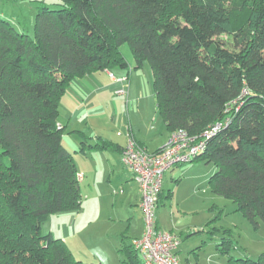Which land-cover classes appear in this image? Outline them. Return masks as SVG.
Returning a JSON list of instances; mask_svg holds the SVG:
<instances>
[{
  "label": "trees",
  "instance_id": "trees-1",
  "mask_svg": "<svg viewBox=\"0 0 264 264\" xmlns=\"http://www.w3.org/2000/svg\"><path fill=\"white\" fill-rule=\"evenodd\" d=\"M33 31L0 16V264H94L41 226L82 203L73 156L62 144L61 97L76 78L127 69L125 43L135 68H151L169 135L198 137L222 125L189 163H212L211 191L255 225L264 222V0H58L37 7ZM101 141H82L80 150L121 149ZM228 244L217 251L228 252ZM121 251L119 264H143L132 243L123 241ZM227 264H264V251Z\"/></svg>",
  "mask_w": 264,
  "mask_h": 264
},
{
  "label": "rangeland",
  "instance_id": "rangeland-1",
  "mask_svg": "<svg viewBox=\"0 0 264 264\" xmlns=\"http://www.w3.org/2000/svg\"><path fill=\"white\" fill-rule=\"evenodd\" d=\"M41 3L51 6L58 0H0V16L19 31L33 36L35 15ZM242 21L243 18L236 20L235 30ZM220 38L232 43L230 35L223 34ZM120 51L126 62L133 61L131 82L141 98L136 104L129 103L135 122L132 125L143 136L158 137L165 124L156 108L151 68L147 62L135 68L128 44L121 45ZM116 98L98 91L80 108L82 127L75 132L77 135H70L66 145L78 176L83 177L81 207L60 217L50 216L41 226L43 234L67 237L66 244L73 256L86 263L119 264L124 259L122 242L139 240L145 230L143 214L137 206L138 188L130 180L131 172L124 166L121 155L111 149L80 150L82 141L85 145L101 140L117 144L120 136L130 134L125 104L120 111L115 105L114 111ZM96 137L101 140L96 141ZM215 169L212 163L196 161L176 165L163 176V196L157 203L154 219L163 230H171L180 238V264H227L230 257L256 260L264 251V222L257 220L255 225L238 211L235 203L211 191L208 181ZM51 228L57 234L51 233ZM225 240H229V250L221 253L217 245Z\"/></svg>",
  "mask_w": 264,
  "mask_h": 264
},
{
  "label": "built area",
  "instance_id": "built-area-1",
  "mask_svg": "<svg viewBox=\"0 0 264 264\" xmlns=\"http://www.w3.org/2000/svg\"><path fill=\"white\" fill-rule=\"evenodd\" d=\"M124 80L127 79L119 81ZM246 93L243 91L241 98ZM116 94L127 96V91L120 89ZM239 99L233 103L240 104ZM229 121V118H226L224 123ZM221 126L216 124L198 137L190 136L184 130H177L169 135L158 153L150 152L146 147L139 145L131 134L127 136L121 157L140 190L139 207L143 214L145 230L142 238L133 241L132 245L140 254L143 264H180L177 256L180 238L175 233L159 230L154 219L158 195L163 191V176L174 166L189 163L199 156L205 150V141Z\"/></svg>",
  "mask_w": 264,
  "mask_h": 264
},
{
  "label": "crops",
  "instance_id": "crops-1",
  "mask_svg": "<svg viewBox=\"0 0 264 264\" xmlns=\"http://www.w3.org/2000/svg\"><path fill=\"white\" fill-rule=\"evenodd\" d=\"M127 64H128L127 69L114 68L111 71L104 70V71H99V72H93L91 74H87L82 77L76 78L71 82L70 86L65 90L63 96L61 97L60 103H59L58 121H59V125L63 127L62 144L67 150H68V146L66 145V141L69 144V138L71 137L70 135H77L75 134V132L80 131V128L82 127L83 121H81L80 118L78 117V112L80 108L84 106L85 103L87 105L89 99L93 97L95 93L98 91L100 92V94L101 93L105 94L106 92V94L110 93L117 97L116 101L113 103L114 111H116L115 105L117 106V109H119L120 111V108L122 107L123 103L125 104V115L129 117L127 128H128V131H130V134L132 135V137L135 139V141L138 144L146 147L147 150H149L150 152H155L163 147V145L165 144L169 136V132L165 128L163 130V133L157 134L158 135V137L156 136L157 138L156 137L152 138V136H149V137L143 136L141 132L135 129L134 125H132V123H135V122H133V119L130 115L129 103L131 104V102H133L136 104L137 101L140 100L141 98L139 97V94H137L136 88H134V85L131 82V74L133 75L134 73L133 70H131L132 67L134 68L133 61L129 60L127 61ZM123 78H126L127 80L120 82L119 80ZM119 89H126L127 96L117 95L116 91ZM99 105H102V103H100ZM97 138L99 139V137L95 138L96 141H97ZM116 142L117 144H113V145L118 146L122 149V147H124V145L127 142V137L122 135ZM121 149L120 150L111 149V150L120 156ZM129 174H130V180H132V183H135L132 178L131 173ZM81 179H83V177L80 178V180ZM135 185L137 184L135 183ZM137 188H138V193H139L137 206L140 209L139 202L141 199V195H140V190H139L138 185H137ZM162 194H163V191H162ZM64 213H69V212H64ZM64 213L51 215V217L52 218L60 217V215L61 216L65 215ZM69 221L70 220H67L68 223ZM155 221H156V227L159 230L175 233L171 230H163L160 227L158 220L156 219ZM51 229H52L51 233L53 232V234H57L54 228H51ZM60 238L64 240L65 242L67 241V237L64 238L63 235H61ZM180 243H181V240H180ZM179 249H180V245L177 249V256H178V253L180 252Z\"/></svg>",
  "mask_w": 264,
  "mask_h": 264
}]
</instances>
